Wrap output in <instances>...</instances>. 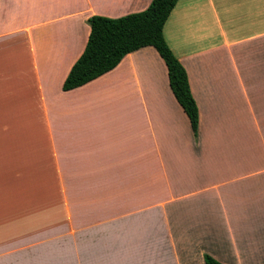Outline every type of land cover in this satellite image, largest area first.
Listing matches in <instances>:
<instances>
[{"label": "crops", "instance_id": "crops-1", "mask_svg": "<svg viewBox=\"0 0 264 264\" xmlns=\"http://www.w3.org/2000/svg\"><path fill=\"white\" fill-rule=\"evenodd\" d=\"M152 0H0V264H264V0H178L154 46L64 90L89 17Z\"/></svg>", "mask_w": 264, "mask_h": 264}, {"label": "trees", "instance_id": "trees-1", "mask_svg": "<svg viewBox=\"0 0 264 264\" xmlns=\"http://www.w3.org/2000/svg\"><path fill=\"white\" fill-rule=\"evenodd\" d=\"M178 0H152L142 11L120 17L93 15L91 31L82 54L67 75L63 89L70 90L113 69L129 52L154 46L168 67L170 86L189 116L194 134L198 135L199 108L191 91L185 66L176 56L164 34V27ZM206 264H224L205 254Z\"/></svg>", "mask_w": 264, "mask_h": 264}, {"label": "rangeland", "instance_id": "rangeland-1", "mask_svg": "<svg viewBox=\"0 0 264 264\" xmlns=\"http://www.w3.org/2000/svg\"><path fill=\"white\" fill-rule=\"evenodd\" d=\"M88 42V41H87ZM263 133V135H264V131L262 132Z\"/></svg>", "mask_w": 264, "mask_h": 264}]
</instances>
